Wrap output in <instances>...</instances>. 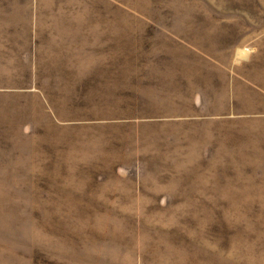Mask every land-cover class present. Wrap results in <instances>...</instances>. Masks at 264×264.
Masks as SVG:
<instances>
[{
  "label": "rangeland",
  "instance_id": "obj_1",
  "mask_svg": "<svg viewBox=\"0 0 264 264\" xmlns=\"http://www.w3.org/2000/svg\"><path fill=\"white\" fill-rule=\"evenodd\" d=\"M0 264H264V0H0Z\"/></svg>",
  "mask_w": 264,
  "mask_h": 264
}]
</instances>
